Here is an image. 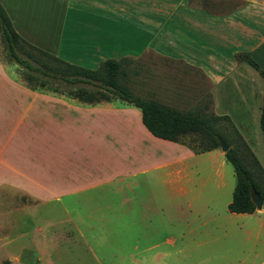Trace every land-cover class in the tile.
<instances>
[{"label":"crops","instance_id":"0c3cea01","mask_svg":"<svg viewBox=\"0 0 264 264\" xmlns=\"http://www.w3.org/2000/svg\"><path fill=\"white\" fill-rule=\"evenodd\" d=\"M0 3L29 45L74 64L82 62L71 56L75 53L97 67L106 59L137 60L142 71L136 81L147 98L228 115L255 154L244 133L257 136L264 74L240 56L248 53L264 72V0ZM0 65L5 79L23 90L0 93L1 202L24 198L3 212L27 214L47 205L66 215L81 239L82 214L91 218L94 213L96 229L153 228L152 236L140 242L158 247L159 229L186 227L196 218L208 223L218 199L227 200L223 176L211 179L193 165L198 155L220 148L198 153L153 135L141 109L117 97L89 103L68 93L33 89ZM168 255L157 251L140 263L162 264Z\"/></svg>","mask_w":264,"mask_h":264},{"label":"rangeland","instance_id":"374dc122","mask_svg":"<svg viewBox=\"0 0 264 264\" xmlns=\"http://www.w3.org/2000/svg\"><path fill=\"white\" fill-rule=\"evenodd\" d=\"M18 53L28 57L26 52L33 53L47 66H55L50 59L36 52L25 42L18 45ZM75 62L88 68H96V62L88 60L83 54H71ZM0 61L7 67L8 76L25 81L28 71L17 63L9 54L7 43L0 31ZM84 61V62H83ZM125 75L121 81L137 96L148 97L137 83L141 64L139 61L129 59L123 62ZM12 74V75H11ZM5 73L0 65V93H17L22 89L13 86L5 79ZM137 77V78H136ZM38 80L51 81L36 75ZM153 99V98H151ZM155 100V99H154ZM183 110V108H182ZM185 110V108H184ZM224 132L232 147H242L234 135L231 127L218 125ZM4 128H1L3 132ZM246 138L264 167V140L260 129L253 133H244ZM199 143L198 136H186L185 140ZM193 141V142H194ZM219 153H205L195 159L196 172L211 175L214 179L217 174L223 176L227 191V200L224 196L219 198L214 210L213 220L202 223L197 218L193 224L173 228L167 226L159 229L161 244L152 247L151 242H140L142 236L150 238L153 228H140L133 224L132 228L96 229V214L88 218L82 214L85 222L81 224L85 239H81L77 230L66 221V215L57 210L53 211L47 205L38 207L34 212L24 214L8 210L7 205L20 204L24 198L17 195L8 197L9 204L2 205L0 189V262L4 264H141L142 256L150 257L157 251L167 252L162 264H264V207L254 213L232 214L228 210L226 201L232 199L236 186V176L233 165ZM10 152V150H9ZM252 164L251 159L247 158ZM193 169V166H192ZM190 171V170H188ZM93 207V205H88ZM75 218L78 213L71 214ZM42 230V232L39 231ZM45 234L46 236H43ZM169 239V241L167 240ZM133 255V257H132ZM20 257L21 261L9 258Z\"/></svg>","mask_w":264,"mask_h":264},{"label":"trees","instance_id":"16d2710c","mask_svg":"<svg viewBox=\"0 0 264 264\" xmlns=\"http://www.w3.org/2000/svg\"><path fill=\"white\" fill-rule=\"evenodd\" d=\"M0 31L7 43L10 56L28 71L25 81L33 89L45 88L68 93L89 103L108 101L112 97H117L141 109L142 121L153 135L181 142L198 153L221 147L220 137L230 146L227 135L220 131L218 125H227V129L231 127L242 147L230 146L225 152L226 159L234 167L237 180L228 209L235 213H253L257 210L251 197V189L257 190L264 198V167L228 115L182 110L151 98L135 95L120 79L125 75L123 62L130 58L106 59L93 69L70 63L31 46L15 31L11 19L1 3ZM21 42H25L56 65L47 66L33 53L26 52L28 57L20 56L17 47ZM240 59L264 74L259 64L248 53H243ZM36 75L51 81L50 84L45 80H38ZM260 127L264 140V102ZM189 135L198 136L199 143L195 142L193 138L186 141L185 137ZM247 158L251 159L252 164ZM0 264L4 263L0 262Z\"/></svg>","mask_w":264,"mask_h":264},{"label":"water","instance_id":"95a60500","mask_svg":"<svg viewBox=\"0 0 264 264\" xmlns=\"http://www.w3.org/2000/svg\"><path fill=\"white\" fill-rule=\"evenodd\" d=\"M220 140V144H221V149L226 152L230 146L226 143V141L223 138H219ZM251 197L254 201V203L256 204L257 209H262L264 206V198L260 195V193L255 190V189H251Z\"/></svg>","mask_w":264,"mask_h":264}]
</instances>
